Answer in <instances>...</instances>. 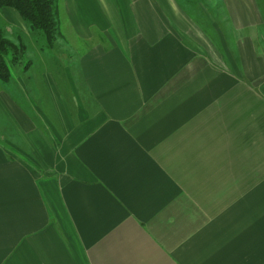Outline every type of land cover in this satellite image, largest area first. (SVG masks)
Wrapping results in <instances>:
<instances>
[{
  "label": "crops",
  "instance_id": "obj_1",
  "mask_svg": "<svg viewBox=\"0 0 264 264\" xmlns=\"http://www.w3.org/2000/svg\"><path fill=\"white\" fill-rule=\"evenodd\" d=\"M62 6L74 34L96 40L82 91L69 73L65 101L47 77L33 113L8 109L0 264H264L260 5Z\"/></svg>",
  "mask_w": 264,
  "mask_h": 264
},
{
  "label": "rangeland",
  "instance_id": "obj_2",
  "mask_svg": "<svg viewBox=\"0 0 264 264\" xmlns=\"http://www.w3.org/2000/svg\"><path fill=\"white\" fill-rule=\"evenodd\" d=\"M251 2H257L264 13V0ZM59 3L57 18L59 31L52 47L47 45L43 32L32 29L18 11L8 7L0 8V28L5 39L15 48L10 50L7 56L12 77L8 82L0 81V145L5 140L13 139L16 131V116L9 113L11 109H8L23 106L33 113L34 92L37 88L43 95L49 91L50 85L44 81L47 77L55 79L56 83L54 82L51 87L55 88L54 90H57L65 101L71 92L67 80L69 73L74 78L76 88L82 91L80 60L84 52L90 50L92 41L96 38L86 40L75 35L63 12L64 0H59ZM127 7L128 5H123L125 10ZM50 48L51 52L48 51ZM263 48V45L260 46L262 50L260 52L264 53ZM42 49L44 54L41 52ZM35 80L41 83L36 84ZM27 94H30V100Z\"/></svg>",
  "mask_w": 264,
  "mask_h": 264
},
{
  "label": "trees",
  "instance_id": "obj_3",
  "mask_svg": "<svg viewBox=\"0 0 264 264\" xmlns=\"http://www.w3.org/2000/svg\"><path fill=\"white\" fill-rule=\"evenodd\" d=\"M13 8L34 30L43 32L47 45L52 47L59 31V0H0V8ZM13 46L5 39L0 28V81L8 82L12 77L11 67L7 61ZM17 51V50H16Z\"/></svg>",
  "mask_w": 264,
  "mask_h": 264
},
{
  "label": "bare ground",
  "instance_id": "obj_4",
  "mask_svg": "<svg viewBox=\"0 0 264 264\" xmlns=\"http://www.w3.org/2000/svg\"><path fill=\"white\" fill-rule=\"evenodd\" d=\"M59 6H60V3H59Z\"/></svg>",
  "mask_w": 264,
  "mask_h": 264
}]
</instances>
